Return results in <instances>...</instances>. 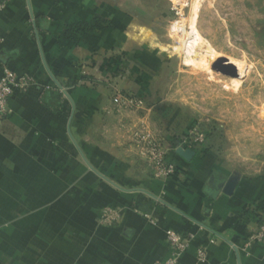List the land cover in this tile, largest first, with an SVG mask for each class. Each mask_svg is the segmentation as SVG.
Returning <instances> with one entry per match:
<instances>
[{
  "label": "crops",
  "instance_id": "1",
  "mask_svg": "<svg viewBox=\"0 0 264 264\" xmlns=\"http://www.w3.org/2000/svg\"><path fill=\"white\" fill-rule=\"evenodd\" d=\"M0 4V76L35 82L0 122V264H158L168 229L195 236L179 264L202 245L205 264H264V244H245L264 207V159L240 172L164 143L175 170L158 180L139 110L112 99L140 81L128 57L112 58L128 0ZM79 24L95 27L68 33Z\"/></svg>",
  "mask_w": 264,
  "mask_h": 264
},
{
  "label": "rangeland",
  "instance_id": "2",
  "mask_svg": "<svg viewBox=\"0 0 264 264\" xmlns=\"http://www.w3.org/2000/svg\"><path fill=\"white\" fill-rule=\"evenodd\" d=\"M127 11L112 58L128 57L140 81L112 99L134 100L121 107L139 110L142 137L240 172L264 159V0H128Z\"/></svg>",
  "mask_w": 264,
  "mask_h": 264
},
{
  "label": "built area",
  "instance_id": "3",
  "mask_svg": "<svg viewBox=\"0 0 264 264\" xmlns=\"http://www.w3.org/2000/svg\"><path fill=\"white\" fill-rule=\"evenodd\" d=\"M4 4H0L2 10ZM34 80L25 75H17L16 73L4 68L0 76V122L6 118L8 104L15 91L24 92L29 87L34 85ZM119 106H126L132 108L134 100L124 99L119 97L117 99ZM201 144V139L195 140ZM147 146V165L153 172L154 178L158 180L167 179L174 173L175 167L172 162L168 161L166 152L161 148V145L154 140H148ZM195 240L193 234H179L173 230H166L165 243L168 249V258L158 264H179L181 257L189 250L192 242ZM252 243L264 244V207L257 213L256 222L248 233L246 239V246ZM207 258V249L205 246H199L195 249L194 260L192 264H205Z\"/></svg>",
  "mask_w": 264,
  "mask_h": 264
},
{
  "label": "trees",
  "instance_id": "4",
  "mask_svg": "<svg viewBox=\"0 0 264 264\" xmlns=\"http://www.w3.org/2000/svg\"><path fill=\"white\" fill-rule=\"evenodd\" d=\"M95 26H87V25H82V24H79V25H76V26H73V27H70L69 30H68V33L71 34V35H74L76 33H79L81 32L82 30L85 31V30H90V29H93Z\"/></svg>",
  "mask_w": 264,
  "mask_h": 264
}]
</instances>
